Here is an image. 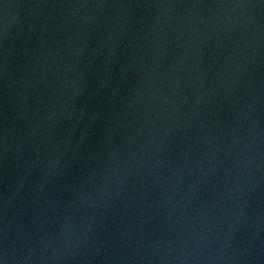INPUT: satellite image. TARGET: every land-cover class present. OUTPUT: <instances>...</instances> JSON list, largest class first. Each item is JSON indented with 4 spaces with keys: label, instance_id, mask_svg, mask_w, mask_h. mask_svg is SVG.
I'll return each mask as SVG.
<instances>
[{
    "label": "water",
    "instance_id": "obj_1",
    "mask_svg": "<svg viewBox=\"0 0 264 264\" xmlns=\"http://www.w3.org/2000/svg\"><path fill=\"white\" fill-rule=\"evenodd\" d=\"M0 264H264V0H0Z\"/></svg>",
    "mask_w": 264,
    "mask_h": 264
}]
</instances>
